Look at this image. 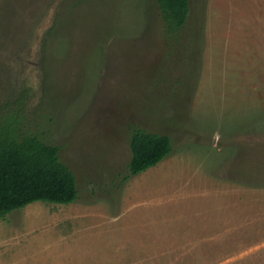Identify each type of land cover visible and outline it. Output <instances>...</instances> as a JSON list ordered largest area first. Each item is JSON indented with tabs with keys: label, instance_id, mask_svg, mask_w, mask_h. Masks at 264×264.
<instances>
[{
	"label": "rangeland",
	"instance_id": "1",
	"mask_svg": "<svg viewBox=\"0 0 264 264\" xmlns=\"http://www.w3.org/2000/svg\"><path fill=\"white\" fill-rule=\"evenodd\" d=\"M8 113L78 196L0 218V264H264V0H0ZM137 129L172 149L131 174Z\"/></svg>",
	"mask_w": 264,
	"mask_h": 264
},
{
	"label": "trees",
	"instance_id": "2",
	"mask_svg": "<svg viewBox=\"0 0 264 264\" xmlns=\"http://www.w3.org/2000/svg\"><path fill=\"white\" fill-rule=\"evenodd\" d=\"M157 2L166 25L177 29L185 26L189 0ZM10 113L2 118L0 125V131L3 129L0 133V218L35 201L58 204L74 201L78 196L76 176L59 160L57 148L35 135L20 132L21 118L6 122ZM15 114L21 116V109ZM130 149L128 169L131 174H138L157 165L170 153L171 139L137 129L131 136Z\"/></svg>",
	"mask_w": 264,
	"mask_h": 264
}]
</instances>
